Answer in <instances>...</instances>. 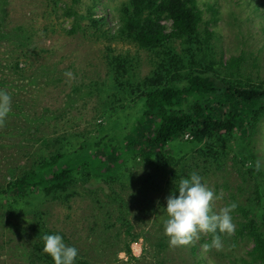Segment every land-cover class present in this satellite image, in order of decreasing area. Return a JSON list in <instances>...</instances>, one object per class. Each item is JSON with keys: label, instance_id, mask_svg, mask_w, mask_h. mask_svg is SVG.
<instances>
[{"label": "rangeland", "instance_id": "rangeland-1", "mask_svg": "<svg viewBox=\"0 0 264 264\" xmlns=\"http://www.w3.org/2000/svg\"><path fill=\"white\" fill-rule=\"evenodd\" d=\"M124 1L80 0L75 4L71 0H0V90L13 87L19 91H7L15 94L13 99L21 98L17 114L28 118L40 115V128L50 137L69 134L73 138L85 133L98 140L116 132L107 138L108 143L117 144L123 136L117 132L129 131V123L137 113L126 107L128 88L113 95L117 92L109 57L127 58L137 78H143L163 55L117 37L107 40L88 26L87 19H79L83 30L69 33L76 20L65 10L69 6L84 13L90 6L95 16L107 13L113 23ZM197 1L202 27L214 32L212 58L224 62L231 56L240 57L242 77L263 81L264 0ZM161 22L171 25L168 19ZM21 34L29 37L24 40L26 46L17 41ZM175 50L181 52L178 42ZM16 62L18 71L9 70ZM119 76L126 77L122 70ZM240 138L238 133L223 135L215 142L219 153L213 157L203 144L192 145L191 137L185 134L171 142L174 164H161L166 148L148 159L137 154L119 167V172L128 173L124 186L120 181L107 183L104 191L91 190L67 202L33 194L12 207L11 197L0 194V264H49L41 255L33 254L34 245L48 229L59 233L66 245L75 247L77 257L87 264L240 263L252 241L236 232L241 219L238 206L247 204L253 189L247 174L251 162L243 157ZM33 144L38 146L18 134L0 138V187L20 174L25 159L20 149L32 150ZM249 147L254 162L264 170V119ZM191 172L200 175L201 182L212 190L213 213L229 203L236 205L232 212L235 229L231 235H220L219 249L202 248L211 243L206 233L177 247L170 246L164 235L161 221L165 198L174 190L179 176ZM127 245L131 256L124 252Z\"/></svg>", "mask_w": 264, "mask_h": 264}, {"label": "trees", "instance_id": "trees-1", "mask_svg": "<svg viewBox=\"0 0 264 264\" xmlns=\"http://www.w3.org/2000/svg\"><path fill=\"white\" fill-rule=\"evenodd\" d=\"M71 1L77 4L80 0ZM65 12L76 20L69 33L83 30L79 19H87L88 26L105 39L117 37L145 50H158L163 57L159 55L161 59L155 63L154 70L143 78H137L127 58L109 57L113 88L117 92L113 95L128 88L126 107L137 113L129 123V131L117 132L123 135L117 144L108 143L107 138L116 132L98 140L85 133L73 138L69 134L68 137L47 136L40 128V115L28 118L16 113L15 109L21 107V98L13 97L19 91L6 87L4 92L15 94L7 92L11 97L10 112L0 125V138L9 139L18 134L22 140H32L38 146L33 144L32 150L20 149L25 155L24 168L0 187V194L11 197L9 205L12 207L33 194L67 202L91 190L92 193L97 189L104 191L107 183L120 181V186H124L128 173L119 172L120 165L130 162L137 154L148 159L166 148L161 164H174L176 157L171 142L185 134L191 137L192 145L203 144L206 153L215 157L219 153L215 142L223 135L238 133L243 157L251 162L247 174L253 189L247 204L238 206L241 219L236 232L247 236L252 246L246 256L240 257V263L233 261L232 264L263 263L264 170L254 162L249 145L264 119V80L252 82L242 77L240 57L231 56L224 62L212 58L214 32L202 27V10L197 0H125L117 9L113 23L107 13L95 16L90 6L84 13L69 6ZM163 19L170 20L171 25L167 27L161 22ZM18 30L21 32L20 27ZM19 39L17 41L25 45L24 40L29 37L21 34ZM176 42L181 45V52L175 50ZM18 67L16 62L8 69L18 71ZM119 70L125 73V78L119 76ZM47 233L52 230L48 229ZM207 235L210 240L211 234ZM124 252L131 256L129 245ZM33 254L53 264L42 251L41 238L34 245ZM74 264H87V261L77 257Z\"/></svg>", "mask_w": 264, "mask_h": 264}, {"label": "clouds", "instance_id": "clouds-1", "mask_svg": "<svg viewBox=\"0 0 264 264\" xmlns=\"http://www.w3.org/2000/svg\"><path fill=\"white\" fill-rule=\"evenodd\" d=\"M11 97L0 90V125L10 112ZM196 172L186 177L181 176L175 188L165 198L164 218L162 219L164 235L172 247L190 244L193 239H199V234H211V243H205L202 248L219 249L221 239L218 233L231 235L235 229L232 223V212L235 203H229L213 213L211 201L213 192ZM42 251L52 260L53 264H74L77 259V249L66 245L59 233H45L41 236Z\"/></svg>", "mask_w": 264, "mask_h": 264}, {"label": "built area", "instance_id": "built-area-1", "mask_svg": "<svg viewBox=\"0 0 264 264\" xmlns=\"http://www.w3.org/2000/svg\"><path fill=\"white\" fill-rule=\"evenodd\" d=\"M187 135V134H186Z\"/></svg>", "mask_w": 264, "mask_h": 264}]
</instances>
